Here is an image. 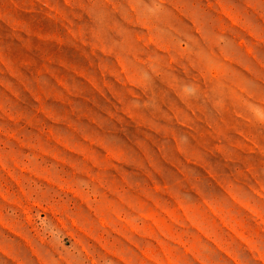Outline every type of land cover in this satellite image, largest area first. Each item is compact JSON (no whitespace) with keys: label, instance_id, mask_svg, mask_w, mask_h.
I'll return each mask as SVG.
<instances>
[{"label":"rangeland","instance_id":"obj_1","mask_svg":"<svg viewBox=\"0 0 264 264\" xmlns=\"http://www.w3.org/2000/svg\"><path fill=\"white\" fill-rule=\"evenodd\" d=\"M0 264H264V0H0Z\"/></svg>","mask_w":264,"mask_h":264}]
</instances>
